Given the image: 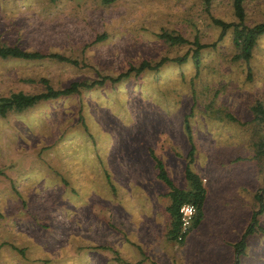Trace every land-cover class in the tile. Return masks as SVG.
Listing matches in <instances>:
<instances>
[{
  "label": "rangeland",
  "instance_id": "obj_1",
  "mask_svg": "<svg viewBox=\"0 0 264 264\" xmlns=\"http://www.w3.org/2000/svg\"><path fill=\"white\" fill-rule=\"evenodd\" d=\"M243 7L247 25L264 19V0ZM212 17L236 21L231 0H0L1 44L76 61L0 57V95L42 91L41 78L61 88L168 58L0 116V264H264V156L256 153L264 123L251 110L264 108V32L246 62L232 57L230 28L218 38ZM163 30L186 42L169 43L157 36ZM185 116L189 167L206 193L202 218L180 243L165 232L167 186L141 156L151 149L187 188Z\"/></svg>",
  "mask_w": 264,
  "mask_h": 264
},
{
  "label": "trees",
  "instance_id": "obj_2",
  "mask_svg": "<svg viewBox=\"0 0 264 264\" xmlns=\"http://www.w3.org/2000/svg\"><path fill=\"white\" fill-rule=\"evenodd\" d=\"M104 2H110L112 0H103ZM205 5L209 3V0H203ZM244 0H231L233 14L236 17V21H224L220 18L212 17L213 23L219 26L220 31L218 33V38L222 36L224 31L227 28H230L231 32V41L233 45L236 47L237 52H235L232 57L242 59L243 61H248L250 57L251 50L255 44L257 37L264 32V19L258 22H255L251 25H247L244 22ZM103 34L97 35L96 39L103 38ZM158 37L168 41L169 43H183L186 42V39L179 34H174L169 31H160L157 34ZM194 44L193 49L191 50L190 57L195 65L199 57V49L202 47V44L198 43L196 39L192 42ZM0 57H17L24 59H36L43 57H52L58 60L69 61L73 64L76 63L74 59H71L68 56L62 55L56 52H48L42 53L39 51H29L20 48L17 45H8L0 43ZM185 58V55L179 57H173L171 60L176 62H181ZM168 60L167 57L162 56L158 58L154 62H150L146 59L140 60L136 65L129 64L123 71L115 74L114 76L110 75H102L98 79H94L91 81H71L67 86L61 88H53L50 86L46 79L41 78L44 83V90L38 91L35 93H24L21 91L11 92L7 95H0V116H4L9 110H23L31 105H33L38 100L48 99V98H56L60 95H67L73 92H77L80 87H90L95 84H102L105 80H110L112 82L118 81L123 77H127L131 72L133 74L139 73L141 70L147 69H155L160 66L163 62ZM251 110L253 113V118L264 123V108L260 102H256L251 106ZM183 126L185 131L187 132V138L189 142V147L186 152V160L183 166V176L187 181V188H182L176 186L172 180L169 178L166 169L160 160L151 149H149V155L151 159L154 161L155 168V176L163 181L167 186L168 190L166 191V195L169 197V202L166 204L165 209L170 215V223L169 227L166 231L168 237L175 239V236L180 228L179 221V213L178 208L182 203H191L195 207V213L192 216L191 222L183 233V237L186 233L194 227L198 221L201 219L202 215V203L205 195V188L202 183L201 177L193 171L189 164L193 160V150L194 146L191 140L190 132H189V124L186 119V116L183 120ZM256 153L257 155L264 156V140H259L256 143ZM264 191V186L261 189ZM254 197L258 200L261 199V193H255ZM261 206V205H260ZM260 208L257 210L259 211ZM256 211V212H257ZM255 211L252 214L251 221L254 220ZM253 223H249L239 240L235 243V246H240L244 243V236L251 231H253ZM182 237V239H183ZM182 239L178 242H181ZM236 264V262H235Z\"/></svg>",
  "mask_w": 264,
  "mask_h": 264
},
{
  "label": "built area",
  "instance_id": "obj_3",
  "mask_svg": "<svg viewBox=\"0 0 264 264\" xmlns=\"http://www.w3.org/2000/svg\"><path fill=\"white\" fill-rule=\"evenodd\" d=\"M180 228L175 236L176 241H180L183 233L191 222L192 216L195 213V207L191 203H182L178 208Z\"/></svg>",
  "mask_w": 264,
  "mask_h": 264
},
{
  "label": "crops",
  "instance_id": "obj_4",
  "mask_svg": "<svg viewBox=\"0 0 264 264\" xmlns=\"http://www.w3.org/2000/svg\"><path fill=\"white\" fill-rule=\"evenodd\" d=\"M144 160H147V166H148V164H150V168H151V170L153 171V177L155 178V168H154V161L151 159V157H147V156H141ZM150 158V159H149ZM150 160V161H149ZM137 174L138 175H140V172H137ZM139 180H141V178H139ZM202 180V179H201ZM203 183V182H202ZM203 185H204V183H203ZM177 186V185H176ZM167 188V187H166ZM183 188V187H182ZM204 188H205V193H206V187H205V185H204ZM142 189V188H141ZM168 190V188L166 189V190H163V189H161V191L160 192H164V194H166V191ZM140 191H142V193L143 194H145L144 193V190H140ZM146 191V190H145ZM149 191V190H148ZM151 192H155L153 189L152 190H150ZM157 193V192H156ZM141 196H142V194H139V198H141ZM166 196V195H165ZM168 197V196H167ZM168 202H169V197H168ZM204 202H205V195H204V200H203V203H202V210H203V205H204ZM166 204H168V203H166ZM164 206H166V205H163V208H164ZM167 214H169L168 212H167ZM203 214V213H202ZM160 216H161V214H160ZM165 216V215H164ZM164 216H163V218H164ZM170 216V215H169ZM201 218H202V215H201ZM198 223H199V221H198ZM169 225V224H168ZM197 225V224H196ZM195 225V226H196ZM194 226V227H195ZM167 227H169V226H167ZM194 227H192V228H194ZM191 228V229H192ZM168 229V228H167ZM167 229L165 230V232L167 231ZM191 229L186 233V235L183 237V239H182V241L185 239V237H187V234L191 231ZM181 243V242H180ZM229 253H232V251H230ZM183 256V255H182Z\"/></svg>",
  "mask_w": 264,
  "mask_h": 264
}]
</instances>
